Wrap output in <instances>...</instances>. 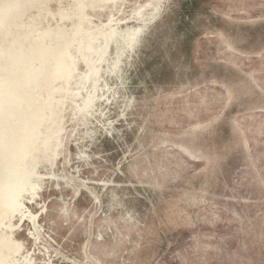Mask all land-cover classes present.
I'll return each instance as SVG.
<instances>
[{
	"label": "water",
	"instance_id": "water-1",
	"mask_svg": "<svg viewBox=\"0 0 264 264\" xmlns=\"http://www.w3.org/2000/svg\"><path fill=\"white\" fill-rule=\"evenodd\" d=\"M0 264H264V0H0Z\"/></svg>",
	"mask_w": 264,
	"mask_h": 264
}]
</instances>
